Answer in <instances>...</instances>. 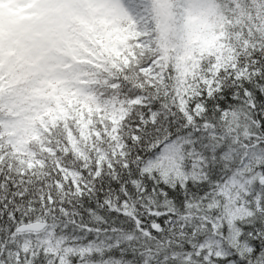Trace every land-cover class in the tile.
Returning <instances> with one entry per match:
<instances>
[{
  "label": "snow or ice",
  "instance_id": "snow-or-ice-1",
  "mask_svg": "<svg viewBox=\"0 0 264 264\" xmlns=\"http://www.w3.org/2000/svg\"><path fill=\"white\" fill-rule=\"evenodd\" d=\"M0 264H264V0H0Z\"/></svg>",
  "mask_w": 264,
  "mask_h": 264
}]
</instances>
